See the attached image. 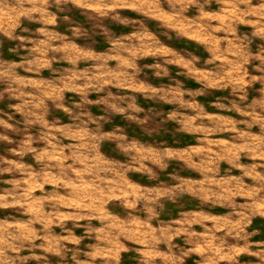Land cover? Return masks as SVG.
Listing matches in <instances>:
<instances>
[{
	"label": "rangeland",
	"instance_id": "374dc122",
	"mask_svg": "<svg viewBox=\"0 0 264 264\" xmlns=\"http://www.w3.org/2000/svg\"><path fill=\"white\" fill-rule=\"evenodd\" d=\"M0 264H264V0H0Z\"/></svg>",
	"mask_w": 264,
	"mask_h": 264
}]
</instances>
